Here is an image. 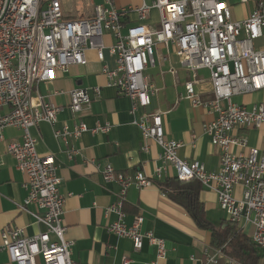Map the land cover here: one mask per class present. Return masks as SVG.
Wrapping results in <instances>:
<instances>
[{"label":"built area","instance_id":"obj_1","mask_svg":"<svg viewBox=\"0 0 264 264\" xmlns=\"http://www.w3.org/2000/svg\"><path fill=\"white\" fill-rule=\"evenodd\" d=\"M102 1L92 7L90 16L68 21L64 19L62 0H0V141L7 128L21 131L20 143L7 144V152L25 178L22 186L27 195L20 209L44 227L30 238L20 237L18 231H4L0 251L13 264H73V242L65 239L62 221L65 197L58 189L61 180L57 165L52 156L37 154L36 141L30 134V129L41 122L54 125L62 108L38 94L33 97L32 92L40 83H52L57 73H67L70 66H84L87 51H94L102 62L106 32L114 39L108 51L115 59V67L104 66L102 72L108 86L131 100L132 114L148 107L151 95L157 91L144 74L155 64L156 46L161 45L167 53L172 51L179 66L191 74L179 98L214 115L203 125V132L218 149L220 161L216 172H208L198 162L179 159L177 152L183 144L165 138L158 113L148 115V121L145 118L138 123L144 141L142 150H148V141L154 142L161 150V166L152 176L141 171L123 175L109 165L100 170L104 183L119 187L117 202L107 209L117 216L108 231L129 239L135 253L146 240L155 250L151 264L165 260L164 241L150 233H140L141 216L134 217L127 227L122 207L129 187L143 190L162 182L171 167L177 181H196L202 189L213 192L218 208L230 223L251 226V242L264 251V154L257 148H248L246 154L235 152L236 148H247L246 138L237 132L264 126V103L247 109L231 102L233 96L264 90V50L254 48V42L263 36L264 0H256L255 8L242 21H233L229 6L221 0H153L152 7L142 4L122 9H117L113 0ZM151 8L158 12L157 29L144 24ZM130 13L137 15L138 24L123 33L122 20ZM202 70L208 72L210 84L206 99L195 91V86L203 82L197 74ZM170 73L175 71L171 69ZM90 92L100 97L99 87L69 92L68 109L72 115L90 105ZM108 130L104 127L93 132ZM84 132L86 127L78 120L72 129L64 125L54 130L53 136L68 147L69 139H78ZM66 153L72 160L78 151L70 147ZM237 186L241 187L240 198L234 196ZM29 205L39 213L28 212ZM203 256L202 264H241L210 246L203 249ZM131 263L128 256L121 257L120 264Z\"/></svg>","mask_w":264,"mask_h":264},{"label":"crops","instance_id":"obj_2","mask_svg":"<svg viewBox=\"0 0 264 264\" xmlns=\"http://www.w3.org/2000/svg\"><path fill=\"white\" fill-rule=\"evenodd\" d=\"M113 1L117 9L139 7L142 4L152 7L153 2ZM221 1L229 6L233 21L246 19L256 5V0ZM102 2L96 0L93 6ZM82 3L85 4L86 1ZM122 23V32L125 33L127 28L138 24L137 15L128 14ZM144 24L152 29L159 27L156 9H150ZM262 33L263 36L254 42V48L257 50H264V28ZM103 42L105 48L102 62L97 60L94 51H87V62L84 66H70L67 73H57L52 83H40L33 89V97L38 94L44 101L62 110L57 114L54 125L41 122L30 129V134L36 141L37 154L43 157L52 156L57 165V175L61 180L58 189L65 197L62 221L66 228L65 239L73 242L70 256L73 264H120L123 255L132 260L131 264H151L155 260V250L146 240L143 241L141 250L135 253L129 239L117 237L108 231V226L117 221V216L108 213L107 209L117 202L119 187L114 183H104L100 170L109 165L115 172L123 175L141 171L146 176H152L155 168L161 166V150L152 141L146 143V152L142 150L144 141L138 123L148 115L158 113L161 116L165 138L183 144L177 152L179 159L198 162L208 172H216L220 165L218 149L203 132V125L212 121L214 115L201 107H192L189 101L179 98L184 92L183 84L190 79L191 74L179 66L172 51L167 53L161 45H157L154 50V66L145 71H148V74L144 73L157 91L151 95L148 107L138 108L132 114L131 100L107 85L102 68L115 67V59L108 51L114 39L106 32ZM164 66L167 67L165 70ZM171 69L175 74L170 73ZM197 74L203 82L195 86V91L202 99H206L210 93L208 72L202 70ZM94 87H99L100 97L96 98L90 92V105L80 114L72 115L68 109L69 92ZM231 102L250 109L256 104L264 103V90L233 96ZM78 120L83 122L86 132L78 139H69L68 147L64 146L61 140L54 138V130L61 129L64 125L72 129ZM148 120L149 118H146V121ZM104 127H109L106 133L93 132ZM236 134L245 137L247 142V148H236V153L246 154L248 148H257L264 154V126ZM21 135L20 130L7 128L3 132V140L0 141V242L4 231H18L20 237L30 238L44 230L43 226L38 225L31 216L20 209L27 195L22 186L25 178L16 169L15 160L7 152V144L20 143ZM191 136H194V141ZM70 147L78 151L72 160L68 159L66 153V149ZM174 175V170L169 167L162 182L143 190L129 187L122 207L127 227L131 225L134 217L141 216L143 222L140 233H150L164 241L166 258L161 264H202L203 249L212 247L213 233L220 242L219 236L226 234L225 232L232 233L234 241L250 239L252 227L230 223L218 208L215 194L202 188L197 199L204 223L200 224L201 226L197 224L187 210L159 186L173 179ZM240 195L241 187L237 186L234 196L240 198ZM27 211L39 213L34 205L27 206ZM228 246V243H224L219 249L231 258L228 255ZM258 255V264H264V251L258 250ZM0 264H13L3 251H0Z\"/></svg>","mask_w":264,"mask_h":264},{"label":"trees","instance_id":"obj_3","mask_svg":"<svg viewBox=\"0 0 264 264\" xmlns=\"http://www.w3.org/2000/svg\"><path fill=\"white\" fill-rule=\"evenodd\" d=\"M160 187L165 192H169L171 199L176 200L197 224H203L202 211H200L198 204V194L201 186L196 181L179 182L175 178L167 180L161 184ZM201 226V225H200ZM222 234L219 240L215 233L212 234L211 244L214 248H221L224 243H228L229 256L241 264H258L259 255L258 248L251 242L250 239L244 238L234 241L233 234Z\"/></svg>","mask_w":264,"mask_h":264},{"label":"rangeland","instance_id":"obj_4","mask_svg":"<svg viewBox=\"0 0 264 264\" xmlns=\"http://www.w3.org/2000/svg\"><path fill=\"white\" fill-rule=\"evenodd\" d=\"M86 1V3H82ZM62 0L63 7L66 10V15L64 16L65 20L72 21L76 19H84L85 17L89 16L90 8L93 6L96 0ZM90 3V5H89ZM171 52V50H169ZM172 53V52H171ZM165 54L164 52L162 53ZM172 55V54H170ZM167 67H163L165 70ZM177 68V67H175ZM149 72H145L148 74Z\"/></svg>","mask_w":264,"mask_h":264}]
</instances>
